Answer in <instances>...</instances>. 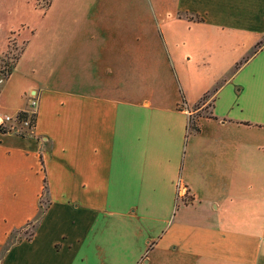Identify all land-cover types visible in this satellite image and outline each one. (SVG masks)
Masks as SVG:
<instances>
[{
  "label": "crops",
  "instance_id": "0c3cea01",
  "mask_svg": "<svg viewBox=\"0 0 264 264\" xmlns=\"http://www.w3.org/2000/svg\"><path fill=\"white\" fill-rule=\"evenodd\" d=\"M30 1L0 0V56L13 31L36 33L27 19L10 16L14 7L30 10L23 8ZM172 6L183 15L177 16L185 24L181 43L217 51V57L207 52L215 60L210 68L223 75L217 87L190 100L211 93L205 117L225 131L200 166L202 185L181 175L189 157V104L171 55L182 102L161 123L149 98L110 96L121 92L118 78L126 77L121 40L89 32L85 57L71 41L66 57L56 47L55 69L35 79V61L48 59V41L31 48L19 31L23 49L2 82L0 116L14 119L35 95L36 120L27 134L0 132V180L29 184L39 170L37 199L46 177L50 203L36 229L29 215L20 222L0 217V244L10 231L34 224L30 237L4 250L0 264H264V0H173ZM187 54L176 56L177 63L191 59ZM69 62L74 78L83 72L85 88L57 84ZM179 178L191 202L176 201ZM197 201L204 205L200 218L178 215Z\"/></svg>",
  "mask_w": 264,
  "mask_h": 264
},
{
  "label": "rangeland",
  "instance_id": "374dc122",
  "mask_svg": "<svg viewBox=\"0 0 264 264\" xmlns=\"http://www.w3.org/2000/svg\"><path fill=\"white\" fill-rule=\"evenodd\" d=\"M172 5L173 0H31L29 4H26V7H23L30 8V10L20 11L14 7L10 16L14 18L22 16L27 19L28 23L35 27L36 33L31 35L27 32V27H20L10 33L7 40L8 48L0 56V79L2 82L5 81L8 69L14 68L23 49L22 43L17 40L19 31H23L22 34L31 39V48L40 44L41 40L48 41V59L43 62L35 61V65L39 66L38 72L33 75L35 79L42 78L49 71L51 73L55 69L56 64L53 56L56 55V47L57 54L66 57V47L71 41L73 48L79 50L80 53L84 52L82 57H85L88 33L95 31V37L107 36L112 40H121V54L126 57V77L118 78L122 80L124 89L122 88L121 92L116 93L112 91L110 96H117L127 101H136L138 96L149 98L157 107L155 113L157 122L163 123L169 121L167 117L171 115L170 109L177 102H182L180 85L172 70L173 67L169 63L171 55L176 61L178 71L184 77L180 83L189 104L186 106L188 109L187 152L189 157L186 154L181 175L182 177L187 176L193 183L196 181L195 183L202 185L198 182L204 179L205 174H201L200 166L204 163L206 155L209 156L213 151V141L225 131L216 120L205 117L211 112V93H204L194 104H190V100L198 98L207 89L217 87L223 75L218 76V70L210 68L215 60L211 61L207 52L215 50H203L201 47L189 49L181 43L185 24L177 16L183 15L176 14ZM188 18L200 20L198 16H188ZM171 37L172 40H170ZM175 41H177L176 45ZM263 41L264 38L261 42ZM186 52H189L187 56H191V59L186 63L181 60L178 64L176 56L182 57ZM215 53L217 57V51ZM222 63L223 61H220L218 64ZM77 64L83 66L85 62L81 61ZM68 65L69 67L63 68V72L58 75L57 84L60 88L68 87L79 90V85L85 88V83H83L85 78H81L83 72L80 71V76L74 78L70 68L72 63L69 62ZM113 80L116 78L113 77L111 81ZM2 82H0V88L4 85ZM0 103H4L3 100H0ZM6 103L8 104V102ZM177 106L181 109L185 107L183 103ZM35 120L36 115L31 128ZM4 125L21 135L29 133L31 129H26L17 116L11 121H5ZM199 129L200 133H194ZM228 133L226 132V134ZM201 148H204L203 154H199ZM41 168L45 174L43 162H41ZM37 172V174H30L29 184L23 181L22 185H18L9 176L0 180L3 209L0 212V217L6 222L14 220L20 222L19 220L25 215H29L30 221L35 224V229L40 226L44 209L50 203V197L47 179L44 177L41 194L39 200L37 199V194L40 193L39 170ZM180 178L176 184V201L191 202L194 198L193 194L188 188L181 185ZM182 190L184 192L180 193ZM198 201L189 206V212L183 213L182 210L178 215L182 213L191 218H200L204 205L203 203L199 205ZM178 206L181 207V203ZM32 222L22 228L10 231L6 240L0 244V255L11 244L31 236L34 229Z\"/></svg>",
  "mask_w": 264,
  "mask_h": 264
},
{
  "label": "built area",
  "instance_id": "2783aa9c",
  "mask_svg": "<svg viewBox=\"0 0 264 264\" xmlns=\"http://www.w3.org/2000/svg\"><path fill=\"white\" fill-rule=\"evenodd\" d=\"M0 82H2V79H0ZM36 109H37V97L35 95H31L29 99V107L28 109L25 110L26 117L20 121L28 129L31 128L30 126L32 125L36 115ZM11 120L12 118L9 116H5V117L0 116V125H4L5 121H11Z\"/></svg>",
  "mask_w": 264,
  "mask_h": 264
},
{
  "label": "trees",
  "instance_id": "16d2710c",
  "mask_svg": "<svg viewBox=\"0 0 264 264\" xmlns=\"http://www.w3.org/2000/svg\"><path fill=\"white\" fill-rule=\"evenodd\" d=\"M260 46V45H259ZM11 71H12V68H9L8 69V72L6 73V78L10 75V73H11ZM17 119L19 120V121H21V120H23L25 117H26V113H25V111H20V112H18L17 113ZM8 130H10L7 126H5V125H0V132H6V131H8Z\"/></svg>",
  "mask_w": 264,
  "mask_h": 264
}]
</instances>
